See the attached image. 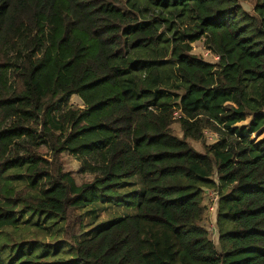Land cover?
<instances>
[{
    "label": "trees",
    "instance_id": "obj_1",
    "mask_svg": "<svg viewBox=\"0 0 264 264\" xmlns=\"http://www.w3.org/2000/svg\"><path fill=\"white\" fill-rule=\"evenodd\" d=\"M202 39L218 63L191 54ZM263 128L264 0H0V238L33 211L65 221L77 253L0 264H264ZM100 203L138 212L79 240Z\"/></svg>",
    "mask_w": 264,
    "mask_h": 264
},
{
    "label": "rangeland",
    "instance_id": "obj_2",
    "mask_svg": "<svg viewBox=\"0 0 264 264\" xmlns=\"http://www.w3.org/2000/svg\"><path fill=\"white\" fill-rule=\"evenodd\" d=\"M247 12L254 14L253 2H245L242 4ZM183 33V32H182ZM192 55L201 58L202 60L216 64L219 61L216 60L214 55L209 49L205 39H202L192 45ZM154 55V54H153ZM168 69L170 66H166ZM13 83L10 80L9 85ZM181 95V93H177ZM68 108L73 110L84 109L85 105L82 99L78 96H73L69 100ZM252 117L248 116L246 121L238 124L239 128L248 127L252 122ZM174 134L183 139L184 135L179 124L173 125ZM218 138V136H217ZM216 138V139H217ZM255 141H261L264 139V128L257 134L253 135ZM196 150L204 152V144L200 142H191ZM41 152L44 156L50 157V150L48 147L43 146ZM65 170L72 172L75 175L77 183L80 185L85 182L93 180L94 176L90 173H81V170L85 168L86 159L88 163L90 158L83 156L76 157L65 155ZM133 182H138L134 186H129L126 189L120 191L121 194L126 195L131 192L137 191L140 187V178H134ZM210 201L209 197H205L204 204ZM208 205V204H207ZM138 212L137 208L115 204H95L83 211L85 214L84 221V233L79 240L88 238V233L98 226L106 225L116 219L125 218L128 216L136 215ZM203 226L209 230L210 238L214 242L217 241L218 235L216 232L214 215L209 212L205 215ZM67 227L65 221H61L56 217L48 216L46 214H40L38 212L26 211L21 215V223L18 227L7 228L5 234L0 238V253L4 257H16L18 255H30L35 258L46 257L47 259L63 258L67 260H76L77 253L75 243L65 241L64 232ZM78 264H83L78 262Z\"/></svg>",
    "mask_w": 264,
    "mask_h": 264
},
{
    "label": "built area",
    "instance_id": "obj_3",
    "mask_svg": "<svg viewBox=\"0 0 264 264\" xmlns=\"http://www.w3.org/2000/svg\"><path fill=\"white\" fill-rule=\"evenodd\" d=\"M219 57L217 56L216 57V60L219 61ZM181 117V112L180 111H176L174 113V118L175 119H179ZM217 135L215 134H208V139L213 142V141H216L217 139ZM206 197L208 199H210V201L207 203L208 204V208H209V213L210 214H213L216 212V207H217V204L219 202V194L215 191H207L206 192Z\"/></svg>",
    "mask_w": 264,
    "mask_h": 264
}]
</instances>
